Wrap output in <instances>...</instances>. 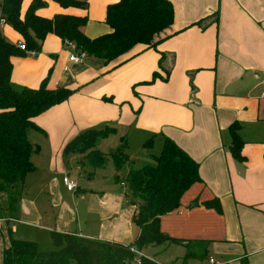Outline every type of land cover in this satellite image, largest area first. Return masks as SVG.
Listing matches in <instances>:
<instances>
[{
  "label": "crops",
  "instance_id": "0c3cea01",
  "mask_svg": "<svg viewBox=\"0 0 264 264\" xmlns=\"http://www.w3.org/2000/svg\"><path fill=\"white\" fill-rule=\"evenodd\" d=\"M43 1L47 6L38 13L43 18L50 19L44 15L50 6L56 14L85 12L88 20L82 32L87 38L110 32L102 21L115 0H94V9L87 0L80 10ZM168 1L174 9L172 26L108 64L86 56L64 72L71 49L53 34L36 56L11 58L13 89H38L48 79L47 89L74 91L67 101L34 118L36 128L27 131L35 147L30 158L34 170L25 177L19 218L12 221L46 232L50 239L56 232L130 245L139 232L133 223L135 208L130 206L125 214L121 211L126 206L117 209L106 193L92 191L87 196L78 187L68 192L62 179L72 180V170L81 171L89 182L99 168L94 170L80 155H66L64 148L85 130L110 128L115 133L107 138H117L119 145L112 152H100L113 164L110 156L123 140L130 145L134 139L143 148L144 139L154 145V140L162 143L166 137L199 165L201 181L182 196L177 210L161 217V232L173 239L209 242L207 253L211 250L214 256L187 264H208L210 258L224 264H264V146L249 156L244 144L248 161L243 156L245 161L238 163L228 152L227 131L233 122L258 121L261 114L264 0ZM215 13L218 22L210 24ZM203 19L202 26L194 25ZM6 27L0 26L5 35ZM11 40L23 42L19 35ZM126 147L124 153L134 163ZM214 199L220 202L221 214L203 206ZM0 227L6 229V221L0 220ZM9 227L15 235L17 226ZM34 241L38 246L40 240ZM148 250H156V259L178 250L168 262L156 261L159 264H183L186 253L185 247L168 244Z\"/></svg>",
  "mask_w": 264,
  "mask_h": 264
},
{
  "label": "trees",
  "instance_id": "16d2710c",
  "mask_svg": "<svg viewBox=\"0 0 264 264\" xmlns=\"http://www.w3.org/2000/svg\"><path fill=\"white\" fill-rule=\"evenodd\" d=\"M23 1L1 0L0 15L21 36L25 48L39 52L45 38L53 34L62 41L72 42L77 51L105 64L128 53L143 40L160 34L174 22L173 5L168 0H115L106 7L105 23L110 32L89 39L82 32L87 23L86 15L57 14L51 19L43 18L36 14L37 10L47 6L43 0H32L22 14ZM52 1L63 9L87 7L86 1ZM213 16L214 21L210 24L218 22V13ZM204 22L206 19L194 25L202 26ZM25 55L0 32V220L7 222L2 264H159L143 252L165 244L185 247L183 264L190 259L204 262L208 258L209 242L173 239L160 230L161 217L177 210L182 196L201 181L199 165L166 137L162 138L160 154L152 157L153 164L129 170L124 182H119L118 175L115 176L116 182L126 183L124 195L129 197L130 206L135 208L133 223L139 232L130 245L51 232L56 249L40 252L36 243L13 238L9 222L19 218L25 177L34 170L30 158L35 147L28 140L27 131L36 128L34 118L67 101L74 93L68 88L47 89L48 79L38 89H13L10 85V60ZM240 130L238 122L229 125L228 152L233 160L243 163L244 142ZM114 133L110 128L85 130L65 146L64 153H84L83 159L90 167L94 170L101 168L107 156L96 148V142ZM122 143L110 156L117 172L128 161L124 140ZM152 144L149 139L143 146L151 147ZM203 206L221 214L218 199L204 202Z\"/></svg>",
  "mask_w": 264,
  "mask_h": 264
},
{
  "label": "rangeland",
  "instance_id": "374dc122",
  "mask_svg": "<svg viewBox=\"0 0 264 264\" xmlns=\"http://www.w3.org/2000/svg\"><path fill=\"white\" fill-rule=\"evenodd\" d=\"M31 1L32 0H29V1L24 0L23 1L22 5H21V8H22L21 13L22 14L25 12V10L27 9V7ZM85 1L87 2V0H85ZM92 4H93V9H94L96 2L94 0H92ZM44 8H46V7H44ZM40 10L41 9L37 10V12H36L37 15L40 12ZM78 10H80V9H78ZM55 14L56 13H53L52 6H50V8H48L47 10L44 11V15L49 16L50 19L53 16H55ZM86 14H85V12H83V13L79 14L78 16H83ZM105 16H106V10H105ZM87 20H88V16H87ZM102 25L108 29V26L105 23V19H104V21H102ZM102 25H100L99 23L96 24L97 27H103ZM12 31L14 32V30L9 25H7V27H6V35L3 33L2 30H0L1 34L8 41L9 40L12 41L11 39L15 38L18 35L17 33L14 34ZM19 37L22 40L21 36H19ZM260 111H261V114L258 117L259 118L258 121H253V122L248 121L246 123L240 124L241 125L240 137H241V140L245 144L244 148L247 147V150L249 151V156L253 155V153L256 151L257 147L264 146V101H262L260 103ZM226 137H227V135H226ZM28 139H29V141L32 142V139L30 137H28ZM100 139H102V138H100ZM146 140L147 139H144V141H142V142H146ZM130 141H131L130 145H129V143L127 145L126 141H124V144L127 146L126 151H127V148L129 147L130 154L135 157L134 158L135 160H134V163L132 161L128 160L125 163V166L121 171L117 172L115 170L111 160L108 159L105 162L103 167L96 170V172L94 174L95 177L89 182H87L88 178L85 177L81 171L72 170L70 173L72 180L76 184V187H78L79 189H82L83 192H85L87 196H89L90 192H92V191L93 192L96 191L97 193H95V194L98 196L106 193L104 196H107L112 203H114L116 201V204L118 205L117 209L122 210L123 209L122 206H126L127 209L121 211L125 214L128 212V209L130 208V204L127 202V200L129 198L124 195V191H126L127 185L125 183L124 186H121L119 182H124V178L126 176V173L129 172V170H128L129 167H131L132 170H136V169L141 168L144 165L153 164L152 157L158 156L160 154L161 145H162V143L159 140H154V142H155L154 145H152L151 147H143L142 148L141 144H137V142L134 139H131ZM118 145H119V142H118L117 138L110 137L104 141L99 140L98 144H97V149L99 151L103 150L105 152H108V151L112 152V150H115V148ZM84 155H85L84 153L81 154L80 158L83 159L85 157ZM242 155L245 156L243 154V152H242ZM245 157L248 161L247 156H245ZM116 175H118V181L119 182L115 181ZM107 193H109L110 195H113V197H109V195ZM86 195H85V197H86ZM75 199H78L77 196ZM83 207L85 208V204L83 205ZM16 223H17L16 221H11L9 223L11 225V227L17 226V229H18V231L16 232L15 235L12 232V236L14 239L21 240V241H28V242H35L34 240L38 239V240H40L39 245H38V247H39L38 249L40 252H50V251H54L56 249V247L52 243V240L50 239V236L48 235V233L31 231L32 230L31 228L18 226ZM5 230H6L5 228L2 229L0 227V231L3 232V236L5 233ZM3 240L6 243V237L5 236H4ZM3 240H2V237L0 235V264H2ZM177 251H172V252L167 251L166 253H163L160 257H158L157 259L154 257L156 250H148V251H145L143 254L147 255L150 258L156 259V261H158L160 263H165V262H168L174 256H176ZM209 256L210 257L214 256V253L211 250L208 254V258H209ZM205 264H207V262H205Z\"/></svg>",
  "mask_w": 264,
  "mask_h": 264
},
{
  "label": "built area",
  "instance_id": "2783aa9c",
  "mask_svg": "<svg viewBox=\"0 0 264 264\" xmlns=\"http://www.w3.org/2000/svg\"><path fill=\"white\" fill-rule=\"evenodd\" d=\"M5 24H6L5 20L3 18H1V15H0V26L1 25H5ZM63 43H64V46L66 48H70L71 49V53H69L68 57H67V64L63 68V71L67 72L71 65H79V64L83 63V61H84V59H85V57L87 55L84 52L77 51L76 48H75V45L72 42L63 41ZM16 46L21 51H23L26 55H29L31 57L36 56V52L33 51V50H28L27 48H25V44L24 43L19 42V43L16 44ZM62 183H63L65 189L68 192H74L77 189L76 184L74 183V181H72L68 176H65L62 179ZM208 264H224V263H221L219 261H216L213 258H210V259H208Z\"/></svg>",
  "mask_w": 264,
  "mask_h": 264
}]
</instances>
